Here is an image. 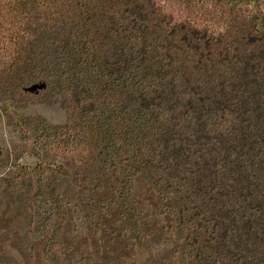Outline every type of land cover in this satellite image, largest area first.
Masks as SVG:
<instances>
[{"label": "trees", "instance_id": "trees-1", "mask_svg": "<svg viewBox=\"0 0 264 264\" xmlns=\"http://www.w3.org/2000/svg\"><path fill=\"white\" fill-rule=\"evenodd\" d=\"M190 1L0 0V94L53 77L78 139L56 170L171 194L181 264H264V0ZM65 217L56 199L55 238Z\"/></svg>", "mask_w": 264, "mask_h": 264}, {"label": "rangeland", "instance_id": "rangeland-1", "mask_svg": "<svg viewBox=\"0 0 264 264\" xmlns=\"http://www.w3.org/2000/svg\"><path fill=\"white\" fill-rule=\"evenodd\" d=\"M217 1L191 0L192 16L195 6L214 11ZM222 1L251 7L261 0ZM167 2L176 11L183 0ZM6 51L0 47V60ZM51 80L0 94V264H181L171 194L135 172L126 203L117 189L83 188L56 170H67L78 139L65 130L64 94ZM56 199L66 210L57 238Z\"/></svg>", "mask_w": 264, "mask_h": 264}]
</instances>
